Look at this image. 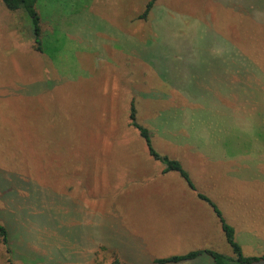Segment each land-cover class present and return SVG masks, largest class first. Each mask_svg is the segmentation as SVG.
<instances>
[{
	"label": "rangeland",
	"instance_id": "1",
	"mask_svg": "<svg viewBox=\"0 0 264 264\" xmlns=\"http://www.w3.org/2000/svg\"><path fill=\"white\" fill-rule=\"evenodd\" d=\"M148 1L36 0L41 53L28 17L0 1V225L8 234L0 264H155L197 250L234 258L198 194L235 232L264 233V183L243 178L233 161L153 137L154 151L179 161L194 190L178 173L163 174L129 125L127 100L131 91H154L149 104L135 98L145 127L179 69L203 78L215 66L190 68L175 56L204 57L218 45L225 55L238 44L264 58V16L251 26L240 14L222 15L212 0H156L139 20ZM245 2L264 11V0ZM192 100L214 111L225 102L210 94ZM218 114L204 113L203 121L216 123L210 117ZM233 137L222 131L224 150ZM178 264L214 262L203 254Z\"/></svg>",
	"mask_w": 264,
	"mask_h": 264
},
{
	"label": "crops",
	"instance_id": "2",
	"mask_svg": "<svg viewBox=\"0 0 264 264\" xmlns=\"http://www.w3.org/2000/svg\"><path fill=\"white\" fill-rule=\"evenodd\" d=\"M212 1L218 5L222 15L226 16L229 12L238 16L240 14L250 22L251 26L259 25L256 19L259 15L264 16V11H258L253 5H246L247 0ZM212 6L215 7V4ZM239 8L243 9V12L239 13ZM207 9L209 10V3L206 5ZM229 47L231 50L225 55H222V45H218L209 47L210 52L205 53L204 57L195 56L187 61L175 56V62H183L190 68L198 63L215 66L205 68L202 73L203 78H193L192 74L195 70L185 72L179 69L178 78L181 85L179 86L177 79L173 81L174 85L163 82L166 90L158 99L162 101L160 110L152 120L147 119L143 123L151 139L159 137L172 146L199 153L203 159L219 161L217 158H222L233 161L236 172L241 173L243 178L264 183V58L260 59L257 55H253L254 52L243 54L238 44H235V47L231 44ZM184 74L189 77L185 82H193L195 84L193 87L184 85ZM142 79H144L143 86H146V73L143 74ZM145 90L127 93V100H130V103L133 101L134 104L135 98L138 97L140 104H149L146 100L147 96L154 91ZM209 94L222 96L225 101L222 102V109L216 108L214 111L192 100V95ZM216 112H222V115L210 117L216 120V123L203 121L204 113ZM221 120L222 122H217ZM225 129L231 130L234 134L230 152L227 145L225 150L222 148V131ZM259 206L261 207L262 204ZM234 239L244 257L264 255V233L258 227L252 231L241 230L239 233L234 230ZM245 250H249V253ZM256 264H264V260Z\"/></svg>",
	"mask_w": 264,
	"mask_h": 264
},
{
	"label": "trees",
	"instance_id": "3",
	"mask_svg": "<svg viewBox=\"0 0 264 264\" xmlns=\"http://www.w3.org/2000/svg\"><path fill=\"white\" fill-rule=\"evenodd\" d=\"M3 6L10 12L20 11L24 13L31 22L32 34L34 38V48L37 52L41 53V37L43 35V30H41L39 25V16L34 9V5L36 0H0ZM156 0H149L145 6V9L142 14L138 16L139 20H146L154 3ZM129 125L137 130L140 138L144 141L145 146L147 148L149 156L164 165V169L162 171L163 174L168 172H176L180 175L181 178L187 183L188 187L194 190V186L192 185L188 174L183 170L180 163L176 160H172L167 156L159 155L154 151L151 145V138L148 130L139 125L136 121V110L133 104V101L130 103L129 110ZM197 197L208 203L212 209L214 210L216 216L218 217L221 229L224 234L225 241L229 248L231 249L234 258H228L220 253L205 250V251H191L184 255L179 256H170L166 258H158L154 260L155 264H178L181 262L193 261L196 258L202 256L203 254H207L212 258L214 264H256L264 260V255L260 257H244L241 252L240 246L236 243L234 239V230L231 226L225 223L223 220L220 211L216 208V206L206 197L201 194H198ZM8 241V234L6 229L0 225V243L6 244ZM111 264H120V262L115 258Z\"/></svg>",
	"mask_w": 264,
	"mask_h": 264
}]
</instances>
